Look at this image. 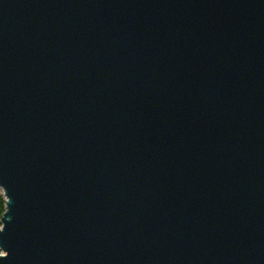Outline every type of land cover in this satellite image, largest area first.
<instances>
[{
	"label": "water",
	"instance_id": "water-1",
	"mask_svg": "<svg viewBox=\"0 0 264 264\" xmlns=\"http://www.w3.org/2000/svg\"><path fill=\"white\" fill-rule=\"evenodd\" d=\"M0 264H264V0H0Z\"/></svg>",
	"mask_w": 264,
	"mask_h": 264
},
{
	"label": "trees",
	"instance_id": "trees-1",
	"mask_svg": "<svg viewBox=\"0 0 264 264\" xmlns=\"http://www.w3.org/2000/svg\"><path fill=\"white\" fill-rule=\"evenodd\" d=\"M2 211H3V199L0 194V214L2 213Z\"/></svg>",
	"mask_w": 264,
	"mask_h": 264
}]
</instances>
